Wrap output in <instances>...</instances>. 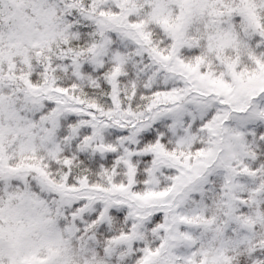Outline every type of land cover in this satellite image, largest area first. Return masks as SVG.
Masks as SVG:
<instances>
[{
  "label": "snow or ice",
  "instance_id": "1",
  "mask_svg": "<svg viewBox=\"0 0 264 264\" xmlns=\"http://www.w3.org/2000/svg\"><path fill=\"white\" fill-rule=\"evenodd\" d=\"M0 264H264V0H0Z\"/></svg>",
  "mask_w": 264,
  "mask_h": 264
}]
</instances>
